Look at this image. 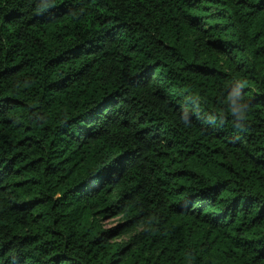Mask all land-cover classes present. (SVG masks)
I'll return each instance as SVG.
<instances>
[{
    "label": "trees",
    "instance_id": "trees-1",
    "mask_svg": "<svg viewBox=\"0 0 264 264\" xmlns=\"http://www.w3.org/2000/svg\"><path fill=\"white\" fill-rule=\"evenodd\" d=\"M0 264H264V0H0Z\"/></svg>",
    "mask_w": 264,
    "mask_h": 264
},
{
    "label": "rangeland",
    "instance_id": "rangeland-1",
    "mask_svg": "<svg viewBox=\"0 0 264 264\" xmlns=\"http://www.w3.org/2000/svg\"><path fill=\"white\" fill-rule=\"evenodd\" d=\"M119 222V218H109L104 222L105 228H111L117 225Z\"/></svg>",
    "mask_w": 264,
    "mask_h": 264
}]
</instances>
